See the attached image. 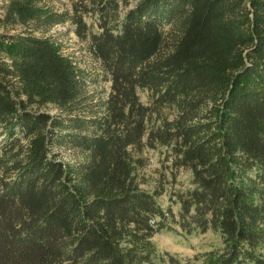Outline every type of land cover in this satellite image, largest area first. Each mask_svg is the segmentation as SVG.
I'll use <instances>...</instances> for the list:
<instances>
[{"label":"trees","instance_id":"obj_1","mask_svg":"<svg viewBox=\"0 0 264 264\" xmlns=\"http://www.w3.org/2000/svg\"><path fill=\"white\" fill-rule=\"evenodd\" d=\"M128 1L1 7L0 27L20 29L0 32V264L148 263L170 222L221 234L202 264H264V0H137L121 14ZM65 22L100 63L105 98L47 34ZM166 106L174 118L149 128ZM156 143L191 171L176 217L136 180L131 151Z\"/></svg>","mask_w":264,"mask_h":264},{"label":"rangeland","instance_id":"obj_2","mask_svg":"<svg viewBox=\"0 0 264 264\" xmlns=\"http://www.w3.org/2000/svg\"><path fill=\"white\" fill-rule=\"evenodd\" d=\"M47 4L59 11L71 8V0H44ZM7 0H0V16H2L1 7ZM137 0H129L127 6L121 9V14L133 7ZM85 21L92 28L96 25L91 17H86ZM20 29L19 26L0 27L3 30ZM40 34V31H35ZM48 35L59 42L61 51L69 55L80 67L88 70L96 83L91 84L90 88L105 98L109 91V81L103 77L98 60L92 55L88 47V41L79 40L72 31L69 22L57 24L48 30ZM139 100L148 105L149 92L146 89H137ZM45 110L54 113L56 109L51 106L45 107ZM175 111L170 107H162L157 112H153L148 123V127L160 125L163 118L170 121L175 116ZM54 151L60 153L59 158L63 161L74 160L76 154L63 147H53ZM132 157L135 160L136 180L139 187L145 191L156 193V201L166 210L171 208L175 217L179 209V203L175 201L174 193L186 190L192 186L191 171L189 168L179 166L175 167L172 163L170 148L168 146L156 143L155 147L142 148L141 151L132 150ZM156 252L152 262L143 264H168V255L172 256L180 264H202L208 254L220 253L223 248V239L217 230L208 229L202 233H193L190 235L182 234L175 223L170 222L169 227L159 230L151 236Z\"/></svg>","mask_w":264,"mask_h":264}]
</instances>
